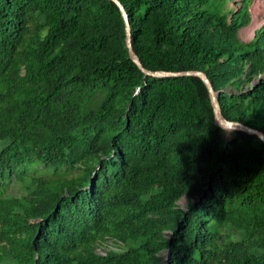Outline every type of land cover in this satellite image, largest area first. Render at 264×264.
Wrapping results in <instances>:
<instances>
[{"label":"trees","instance_id":"1","mask_svg":"<svg viewBox=\"0 0 264 264\" xmlns=\"http://www.w3.org/2000/svg\"><path fill=\"white\" fill-rule=\"evenodd\" d=\"M120 1L146 68L264 132L253 0ZM227 132L114 1L0 0V264H264V141Z\"/></svg>","mask_w":264,"mask_h":264},{"label":"water","instance_id":"2","mask_svg":"<svg viewBox=\"0 0 264 264\" xmlns=\"http://www.w3.org/2000/svg\"><path fill=\"white\" fill-rule=\"evenodd\" d=\"M114 1L120 8L122 15L125 19V24H126V46L128 48L129 56L130 58L136 63V65L146 74L149 76H154V77H172V76H198L200 77L204 83L206 84L209 95H210V100L213 106L214 114H215V119L216 122L225 130L233 131V130H242L251 134H256L258 135L263 141H264V132L251 127L243 122L240 121H235V120H230L228 119L222 111V107L220 104L219 100V93L220 91H216L213 83L211 82L210 78L208 75L201 70H196V69H190V70H180V71H169V70H150L146 68L139 55L134 49L133 42H132V30H131V24L129 20V14L123 5V3L120 0H112ZM250 25V24H249ZM245 28V27H243ZM241 28V29H243ZM240 29V30H241ZM256 33H254L255 35ZM95 178L92 179L91 185L94 183ZM169 256L165 258V260H168Z\"/></svg>","mask_w":264,"mask_h":264},{"label":"rangeland","instance_id":"3","mask_svg":"<svg viewBox=\"0 0 264 264\" xmlns=\"http://www.w3.org/2000/svg\"><path fill=\"white\" fill-rule=\"evenodd\" d=\"M231 5L238 7L241 5V0H233L231 2ZM251 12H252V20L250 25H247L245 28L241 29L239 32V38L242 41L248 42L250 41L255 35L253 33H256V31L261 28L264 25V0H253L251 5ZM255 30V32H254ZM254 83V81H253ZM256 83V82H255ZM227 135H230V131L227 130ZM43 169L42 166H39L37 169V174L39 175H51L47 172H41ZM186 202L185 199H182L179 201V204L184 205ZM112 247L111 243H108L106 246H102L98 249L100 253H105L106 249H110ZM5 263L4 264H15L13 259L9 257H5Z\"/></svg>","mask_w":264,"mask_h":264},{"label":"bare ground","instance_id":"4","mask_svg":"<svg viewBox=\"0 0 264 264\" xmlns=\"http://www.w3.org/2000/svg\"><path fill=\"white\" fill-rule=\"evenodd\" d=\"M254 32H255V30H254ZM253 35H254V33H253Z\"/></svg>","mask_w":264,"mask_h":264}]
</instances>
